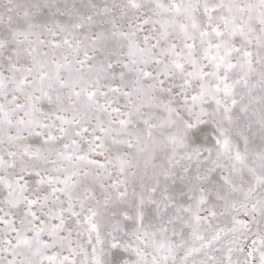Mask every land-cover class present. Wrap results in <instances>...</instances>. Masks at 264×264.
<instances>
[{"label":"snow or ice","instance_id":"1","mask_svg":"<svg viewBox=\"0 0 264 264\" xmlns=\"http://www.w3.org/2000/svg\"><path fill=\"white\" fill-rule=\"evenodd\" d=\"M0 264H264V0H0Z\"/></svg>","mask_w":264,"mask_h":264}]
</instances>
